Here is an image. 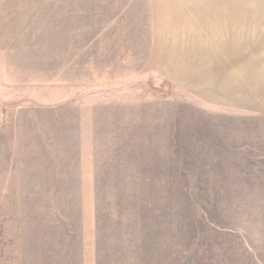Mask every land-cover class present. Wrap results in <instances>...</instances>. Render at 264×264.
I'll use <instances>...</instances> for the list:
<instances>
[{
	"label": "rangeland",
	"instance_id": "374dc122",
	"mask_svg": "<svg viewBox=\"0 0 264 264\" xmlns=\"http://www.w3.org/2000/svg\"><path fill=\"white\" fill-rule=\"evenodd\" d=\"M97 199L105 263L264 264V0H0V264L64 262Z\"/></svg>",
	"mask_w": 264,
	"mask_h": 264
},
{
	"label": "crops",
	"instance_id": "0c3cea01",
	"mask_svg": "<svg viewBox=\"0 0 264 264\" xmlns=\"http://www.w3.org/2000/svg\"><path fill=\"white\" fill-rule=\"evenodd\" d=\"M165 11L167 13H165ZM168 11H169V7L165 10L163 8H157L155 13H153L154 19H155L154 25L156 27V30H167L168 29L167 26H165L167 25V23L162 22L161 20V16H164V14H168ZM190 13L188 14L186 12L184 13V15H190ZM186 24L193 25L195 23L193 22V19L192 20L189 19L188 21H186ZM156 47H158V50L161 49L158 45ZM158 50L156 51V58H153L155 60L154 62L157 63L156 70L162 73V75L168 78H171L173 81L179 84H182V85L187 84V82L190 80L189 77L192 71H196L195 69L192 68V66H190V63H191L190 61L192 58H186L185 55L180 56L181 58H177L179 57V53H176L177 52L176 48L171 50L173 52H170L169 50L165 53L161 52V50L160 51ZM162 50H165V48H162ZM94 180L96 183L95 178ZM95 202H96V205H94V213H92L94 218L92 220V225L90 226L91 229L90 231H86L85 236L81 238L84 245L82 246V248L81 247L78 248V245L75 243V240L73 239L74 241H72V246L68 250H65L64 254L66 255L65 257L66 260L61 263L57 262L55 264H122V262L121 263L120 262L119 263L117 262L116 263H108V262L105 263V259H104L105 252L103 251L105 247L102 248L104 244L99 242V240L103 239L104 237V236L102 237L101 235H99L103 233L104 231L102 230L103 224L101 223L102 220H100V217L103 218L104 216H108L109 206L105 204L104 202L103 204L100 205V201L98 199ZM101 206H103V210H104L103 212H105L104 214L103 212H101ZM104 207H106L107 210H105ZM116 213H119V210ZM109 235L107 238H109ZM38 264H54V263L39 262Z\"/></svg>",
	"mask_w": 264,
	"mask_h": 264
}]
</instances>
